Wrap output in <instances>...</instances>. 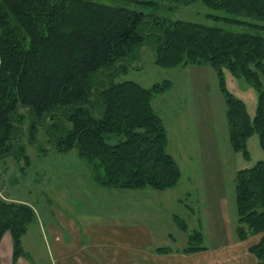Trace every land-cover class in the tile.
I'll return each instance as SVG.
<instances>
[{
  "label": "trees",
  "instance_id": "obj_1",
  "mask_svg": "<svg viewBox=\"0 0 264 264\" xmlns=\"http://www.w3.org/2000/svg\"><path fill=\"white\" fill-rule=\"evenodd\" d=\"M178 1L264 21V0ZM144 46L153 48L158 68L208 65L221 80L227 71L249 84L258 95L253 120L241 101L226 95L229 139L235 151H244L247 139L257 134L264 151L263 37L81 0H0V161L24 154L21 140L29 136L36 142L41 127L57 153L77 151L100 188H174L180 171L151 106L171 84L145 89L116 80L127 69L124 63L133 67L140 61ZM235 207L236 241L259 236L248 252L264 264V161L236 174ZM35 219L30 206L0 198V242L10 234L14 259L25 255L22 238ZM172 221L187 234L186 246L154 253L205 250L200 231L188 234L183 219L172 216Z\"/></svg>",
  "mask_w": 264,
  "mask_h": 264
},
{
  "label": "rangeland",
  "instance_id": "obj_2",
  "mask_svg": "<svg viewBox=\"0 0 264 264\" xmlns=\"http://www.w3.org/2000/svg\"><path fill=\"white\" fill-rule=\"evenodd\" d=\"M81 1L145 15L157 12L159 17L171 22L181 21L264 38V21L228 15L200 3L181 5L178 0ZM151 2L159 9L157 5L149 4ZM226 20L237 24L230 25ZM124 65L127 69L118 73L117 81H133L145 89L163 82L171 84L166 93L152 100L151 106L163 124L167 153L179 168L178 184L163 192L100 188L77 151L57 153L53 145L47 144L40 127L41 136L36 142L31 143L29 136L21 140L24 154L0 161V198L33 207L37 214L36 223L30 225L26 233L25 245L29 250L43 252L52 249V239L58 237L47 228L48 222L52 223V203L66 212L70 203L74 213H80L84 220L95 224L88 227L92 238H97L98 234L104 236L109 249L120 250L121 264H130V252L136 253L137 264H140L152 249L169 247L180 250L185 247L187 234L174 225L172 216L185 221L188 234L200 231L202 246L207 250L236 240V174L264 161V151L257 134L247 139L244 151L233 149L225 100L228 94L241 101L253 120L258 105L257 92L242 78L227 71L223 72L221 80L208 65L158 68L154 66V51L149 46L142 47L140 61L136 60L133 67L127 63ZM260 79L264 90V77ZM113 221L114 225L118 223L117 228L111 225ZM220 249V253H211L214 262L209 264H236L243 256L234 246ZM49 260L52 261V255ZM115 264H118L117 260Z\"/></svg>",
  "mask_w": 264,
  "mask_h": 264
},
{
  "label": "crops",
  "instance_id": "obj_3",
  "mask_svg": "<svg viewBox=\"0 0 264 264\" xmlns=\"http://www.w3.org/2000/svg\"><path fill=\"white\" fill-rule=\"evenodd\" d=\"M31 208L33 209V207ZM67 208L68 212L62 210L58 204L52 203V223L48 222L47 228L52 229V234L58 235V237L52 239V249H46L43 252L41 250H29L25 245V235L22 238V249L25 255L14 259L12 239L10 234L7 233L0 242V264H115L116 260L118 264H121L120 256L122 254L120 250L116 251L113 247L109 249L105 244L104 236L98 234L97 238H92L88 227L90 225L95 226V224L89 220H84L85 217L80 213H74L70 203ZM33 211L37 215L34 209ZM137 222L135 223L137 224ZM103 224L105 222L101 224L102 227L99 226L101 229H103ZM111 225L117 228L118 223L114 225L113 221ZM42 228L45 229V227ZM112 235L114 236V234ZM116 235L118 236V234ZM258 240L259 236L251 237L244 242L233 240V242L221 247H215L214 250L205 249L192 255L181 253L158 255L152 249L149 256L140 264H209L214 262V256L212 257L211 253H218L219 250H222L220 248L231 246L240 250L243 255L236 264H256V259L249 254L248 249L256 244ZM50 255H52V261L49 260ZM130 255L132 257V261H129L130 264H137L136 253L130 252Z\"/></svg>",
  "mask_w": 264,
  "mask_h": 264
}]
</instances>
